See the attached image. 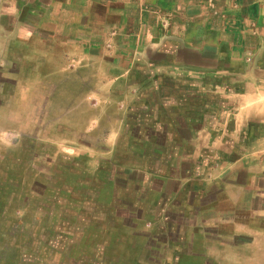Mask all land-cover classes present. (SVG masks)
Returning a JSON list of instances; mask_svg holds the SVG:
<instances>
[{"label": "crops", "instance_id": "obj_1", "mask_svg": "<svg viewBox=\"0 0 264 264\" xmlns=\"http://www.w3.org/2000/svg\"><path fill=\"white\" fill-rule=\"evenodd\" d=\"M69 63L152 92L138 103L169 143L124 168L173 261L264 264V0H0L6 80Z\"/></svg>", "mask_w": 264, "mask_h": 264}, {"label": "rangeland", "instance_id": "obj_2", "mask_svg": "<svg viewBox=\"0 0 264 264\" xmlns=\"http://www.w3.org/2000/svg\"><path fill=\"white\" fill-rule=\"evenodd\" d=\"M97 68L31 83L0 73V264H183L169 219L124 168L169 143L138 103L153 94Z\"/></svg>", "mask_w": 264, "mask_h": 264}]
</instances>
